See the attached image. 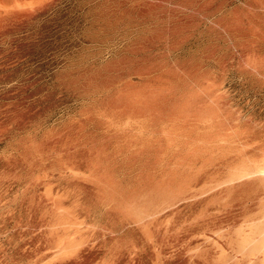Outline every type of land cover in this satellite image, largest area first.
Here are the masks:
<instances>
[{"label": "rangeland", "instance_id": "obj_1", "mask_svg": "<svg viewBox=\"0 0 264 264\" xmlns=\"http://www.w3.org/2000/svg\"><path fill=\"white\" fill-rule=\"evenodd\" d=\"M0 264H264V0H0Z\"/></svg>", "mask_w": 264, "mask_h": 264}]
</instances>
